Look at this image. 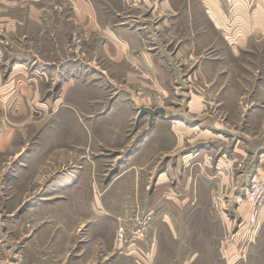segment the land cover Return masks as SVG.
I'll return each instance as SVG.
<instances>
[{
	"label": "rangeland",
	"instance_id": "374dc122",
	"mask_svg": "<svg viewBox=\"0 0 264 264\" xmlns=\"http://www.w3.org/2000/svg\"><path fill=\"white\" fill-rule=\"evenodd\" d=\"M65 27L68 31L60 35L40 33L31 38L27 26L26 37L13 42L19 52L0 54V264H264L263 232L257 233L264 211V182L255 174L254 156L234 173L227 174L223 166L218 181L210 185V168H215L218 153L204 152L192 171L196 178L182 183L176 179L172 185L173 197L182 201V207L174 201L166 206L167 213L174 211L168 225L154 223L161 214L148 210V202L131 200L123 202L129 203L128 208L135 202L128 213L123 212L124 217H112L120 218L113 226L108 221L102 227L90 222L89 196L94 189L106 187L105 178L130 167L131 177H139L137 172L148 169L136 168L143 159L135 163L128 157L141 147L142 137L124 148L118 160L123 165L113 167L122 140L113 132L112 136L104 133L127 130L129 140L145 126L144 121L138 124V110L134 120L122 125L98 118L115 93L125 97L124 92L107 83L114 76L108 65L100 64L106 71L101 75L81 66L62 67L69 60L98 62L103 54L98 41L85 43L80 32ZM53 39L60 51L54 57L48 55ZM32 51L40 56L31 57ZM39 60L55 64L46 67ZM100 79L104 84L94 87L91 82ZM77 81L93 87L80 89ZM141 96L135 92L136 98ZM86 104L91 118L83 110ZM190 131L185 137L188 145L202 133ZM187 149L194 151L191 145ZM169 160L172 168L178 158ZM214 170L213 176L219 172ZM64 178L72 184L63 182ZM135 187L130 184L129 191ZM143 191L145 184L135 193ZM123 210L125 206L118 212ZM112 239L114 247L109 246Z\"/></svg>",
	"mask_w": 264,
	"mask_h": 264
},
{
	"label": "crops",
	"instance_id": "0c3cea01",
	"mask_svg": "<svg viewBox=\"0 0 264 264\" xmlns=\"http://www.w3.org/2000/svg\"><path fill=\"white\" fill-rule=\"evenodd\" d=\"M27 26L31 38L40 33L60 35L68 26L73 33L80 32L83 42L91 45L98 41L103 50L98 62L69 60L61 63L62 67L81 66L86 72L101 75L106 71L100 64L108 65L114 76L107 83L118 92L122 90L125 97L115 93L98 118L122 125L134 120L138 110V124L144 121L145 128L137 129L129 140L127 130L104 133L122 140L114 153L117 162L113 167L123 165L118 160L124 148L142 137L141 147L128 157L135 163L143 159L136 168L148 169L137 172L139 177H131L133 167L123 169L103 180L106 187L94 189L87 214L95 227H102L104 221L113 226L120 218L112 217H124L123 212L128 213L135 202H148V210L161 214L154 223L168 225L174 211L171 208L167 213L166 206L174 201L182 207V201L173 197L172 185L176 179L182 183L194 177L192 171L200 165L204 152L218 153L215 168H210V185L220 176L218 172L213 176L214 169L245 162L249 156H254L255 174L264 182V0H0V54L19 52L13 42L26 37L23 31ZM30 54L40 56L34 51ZM48 55H60L55 39ZM40 62L46 67L55 64ZM77 83L80 89L104 84L102 79L91 82L92 86ZM136 91L142 93L140 100ZM143 107L163 109L165 114L150 126L149 115L140 111ZM86 109L87 104L83 106L85 114ZM189 128L202 133L188 145L185 137ZM190 145L194 151L187 149ZM168 158H178L172 168ZM68 180L66 183L72 184ZM130 184L136 187L129 191ZM142 184L145 191L135 193ZM128 200L135 201L130 208L129 203L123 204ZM121 206L125 210L119 213ZM261 232L264 236V211L257 230ZM158 236L159 232L157 241ZM110 244L115 246L114 239Z\"/></svg>",
	"mask_w": 264,
	"mask_h": 264
},
{
	"label": "water",
	"instance_id": "95a60500",
	"mask_svg": "<svg viewBox=\"0 0 264 264\" xmlns=\"http://www.w3.org/2000/svg\"><path fill=\"white\" fill-rule=\"evenodd\" d=\"M143 114H147V115H149V117H150V126H152V124H153V122H154V120L156 119V118H158V117H163L164 116V114H165V112H164V110L163 109H154V110H152V109H147V108H141V110H140Z\"/></svg>",
	"mask_w": 264,
	"mask_h": 264
},
{
	"label": "built area",
	"instance_id": "2783aa9c",
	"mask_svg": "<svg viewBox=\"0 0 264 264\" xmlns=\"http://www.w3.org/2000/svg\"><path fill=\"white\" fill-rule=\"evenodd\" d=\"M244 167V162H238L235 164V166H225L224 170L227 172V174L234 173L235 171H238L240 169H243ZM218 174L220 175L221 172L219 170Z\"/></svg>",
	"mask_w": 264,
	"mask_h": 264
}]
</instances>
